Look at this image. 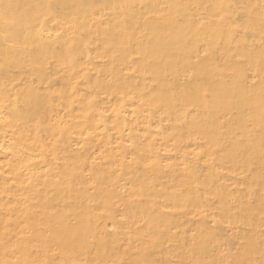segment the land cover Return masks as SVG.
I'll list each match as a JSON object with an SVG mask.
<instances>
[{
    "label": "bare ground",
    "instance_id": "1",
    "mask_svg": "<svg viewBox=\"0 0 264 264\" xmlns=\"http://www.w3.org/2000/svg\"><path fill=\"white\" fill-rule=\"evenodd\" d=\"M0 264H264V0H0Z\"/></svg>",
    "mask_w": 264,
    "mask_h": 264
}]
</instances>
